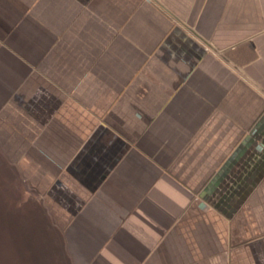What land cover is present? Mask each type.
I'll use <instances>...</instances> for the list:
<instances>
[{"label": "crops", "instance_id": "0c3cea01", "mask_svg": "<svg viewBox=\"0 0 264 264\" xmlns=\"http://www.w3.org/2000/svg\"><path fill=\"white\" fill-rule=\"evenodd\" d=\"M1 140L59 264H264V0H0Z\"/></svg>", "mask_w": 264, "mask_h": 264}, {"label": "rangeland", "instance_id": "374dc122", "mask_svg": "<svg viewBox=\"0 0 264 264\" xmlns=\"http://www.w3.org/2000/svg\"><path fill=\"white\" fill-rule=\"evenodd\" d=\"M1 141L0 264H59L46 253L50 246L55 248V238L44 221L42 198L16 176V146ZM30 220L28 227L19 222Z\"/></svg>", "mask_w": 264, "mask_h": 264}]
</instances>
